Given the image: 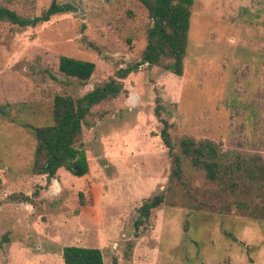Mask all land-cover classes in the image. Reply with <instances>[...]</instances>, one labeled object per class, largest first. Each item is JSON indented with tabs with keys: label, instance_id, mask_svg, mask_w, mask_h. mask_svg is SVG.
<instances>
[{
	"label": "rangeland",
	"instance_id": "1",
	"mask_svg": "<svg viewBox=\"0 0 264 264\" xmlns=\"http://www.w3.org/2000/svg\"><path fill=\"white\" fill-rule=\"evenodd\" d=\"M51 1L0 8L33 18ZM55 1L74 10L33 28L0 21V264H63L71 246L99 249L105 264H264V0H194L182 75L163 58L124 79L146 47L147 10L136 0ZM61 56L94 63L89 80L60 73ZM110 80L120 93L82 125L88 173L60 169L49 183L33 174L28 127L52 123L56 95L76 99ZM183 139L212 143L231 170L208 179L180 153Z\"/></svg>",
	"mask_w": 264,
	"mask_h": 264
},
{
	"label": "trees",
	"instance_id": "2",
	"mask_svg": "<svg viewBox=\"0 0 264 264\" xmlns=\"http://www.w3.org/2000/svg\"><path fill=\"white\" fill-rule=\"evenodd\" d=\"M136 1L147 10L151 26L147 31V44L140 60L120 71V78H126L128 74L144 64L158 65L163 58L172 60V63L166 65L165 69L176 76H181L191 7L194 0ZM73 10L74 7L70 5L59 4L52 0L45 11L33 18H22L11 10L0 8V21L8 22L19 28H33L48 22L53 16ZM58 70L66 77L85 83L93 74L95 64L61 56ZM121 88L120 83L110 80L76 99L70 96L56 95L52 104V123L45 126L28 127L36 143L31 172L35 175H45L47 183L55 177L60 169L77 178L85 176L88 173V162L81 141L83 122L94 105L109 98H115ZM161 110L162 105L157 99L154 115L162 124L159 137L166 147L168 155L172 158V174L179 179L181 158L173 153L175 147L168 131L169 125L165 120L160 119ZM178 146L180 153L189 158L191 165L203 170L210 180L218 179L227 169L231 170L229 166L225 167L223 156L212 143L183 139ZM250 173L253 177V172L250 171ZM253 180L257 179L253 177ZM162 200V196L159 195L145 201L138 209V224L147 220L150 212L157 208ZM24 201H28V199L25 198ZM61 256L63 264H105L102 252L96 248L64 247Z\"/></svg>",
	"mask_w": 264,
	"mask_h": 264
}]
</instances>
